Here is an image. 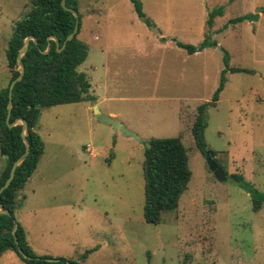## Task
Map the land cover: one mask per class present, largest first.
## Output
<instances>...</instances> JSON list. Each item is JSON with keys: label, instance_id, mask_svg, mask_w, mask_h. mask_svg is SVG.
Instances as JSON below:
<instances>
[{"label": "rangeland", "instance_id": "374dc122", "mask_svg": "<svg viewBox=\"0 0 264 264\" xmlns=\"http://www.w3.org/2000/svg\"><path fill=\"white\" fill-rule=\"evenodd\" d=\"M140 1L160 28L164 38L159 41V29L138 17L131 0H78V38L89 50L77 71L97 87L107 83L108 91L135 96L110 106L119 113L114 119H122L138 139L98 120L94 106L86 108L90 101L42 108L35 129L44 153L17 196V217L28 242L37 255L81 264H264V204L253 210L251 190L231 177L242 175L264 192V10L256 11L264 0ZM29 7V0H0V89L9 81L6 49L14 23ZM220 7L211 28L217 46L188 54L170 41L199 45L208 12ZM244 13L255 19L228 23ZM102 43L121 44L125 57L134 52L129 46H140L137 59L152 70L151 77L103 75L93 67L101 64ZM225 52L230 67L251 72H228L214 103ZM203 103L205 139L217 151L226 180L209 170L191 134ZM175 136L187 148L192 176L177 207L163 212L159 223H148L143 218L144 148L151 138ZM4 164L0 155V172ZM86 250L91 251L83 260ZM0 264L26 263L7 250Z\"/></svg>", "mask_w": 264, "mask_h": 264}, {"label": "trees", "instance_id": "16d2710c", "mask_svg": "<svg viewBox=\"0 0 264 264\" xmlns=\"http://www.w3.org/2000/svg\"><path fill=\"white\" fill-rule=\"evenodd\" d=\"M140 19L154 29V22L146 16L140 0H131ZM30 7L22 18L13 26L12 35L6 49L7 66L10 71L8 84L0 89V155L5 158V164L0 172V187L9 175L13 162L25 151V143L21 137V124L9 127L6 122L8 86L11 80L19 74L16 61L18 52L27 36L36 38V43L30 40L27 51L21 56L25 70L22 78L12 89V102L9 122L23 118L27 122L25 138L29 143V152L25 159L16 167L14 177L9 186L0 194V203L10 211L11 215L0 213V255L12 250L26 264H81L63 257H47L37 255L31 248L26 232L16 217L19 209L18 193L24 188L28 179L36 170L38 162L44 153V142L35 126L42 108L54 105L90 101V83L83 72L77 67L84 62L88 54V44L78 38L81 28V14L78 0H65V5L79 14L78 32L65 42L75 25L74 15L61 6V0H29ZM222 14V8L208 12L207 30L199 45L193 46L173 39L175 44L188 54L201 51L206 47L217 46L212 39L211 28L214 18ZM255 15L248 13L229 20L228 23H240L244 20H254ZM54 36L56 41L50 37ZM65 46L62 48V44ZM49 49L46 53L42 51ZM59 49V50H58ZM228 54L224 53V68L220 72L219 85L212 95L211 101L216 102L226 83L228 72H251L246 68L230 67ZM206 104L197 106L196 115L191 125V134L196 147L205 155L212 152L215 158L217 151L211 149L205 139ZM142 164L144 179L143 218L146 222L157 224L162 213L174 209L181 195L186 191L192 172L188 166L187 148L180 136L151 138L144 148ZM240 186L251 190L253 210H259L264 204V192L252 188L242 175H231ZM18 222L17 229L11 232L13 220ZM20 250L22 252H20ZM91 250H86L84 260ZM26 255L27 257H25ZM48 258L57 259L48 260Z\"/></svg>", "mask_w": 264, "mask_h": 264}, {"label": "crops", "instance_id": "0c3cea01", "mask_svg": "<svg viewBox=\"0 0 264 264\" xmlns=\"http://www.w3.org/2000/svg\"><path fill=\"white\" fill-rule=\"evenodd\" d=\"M245 14H248V13H244L243 15H245ZM90 17L91 16L89 15L86 18L88 19ZM154 24H155L156 29L157 28L159 29L158 34L155 37V41H159L160 39H162L164 37L161 35L160 28L157 26V24L155 22H154ZM163 35H165V34H163ZM170 41L174 42L173 38H170ZM160 43L162 45H167V44H169L171 42L167 41V42L163 43V42L160 41L159 44ZM174 44H175V42H174ZM129 47H131V48L133 47V51L134 52L129 54V55H126V57H125L123 54H121V49H124V46H121V44H117L115 46H110V44H108V43H105V44L102 43V45H101V64L99 66H93V67L102 69L101 71H102L103 75H106V76L108 74H111L112 72L116 76H119V74L121 72L130 73L131 75L137 74L139 72L140 74H146L147 73L148 75L147 74L146 75L148 76V78H150L151 77L150 73L152 72V70L147 65L142 64L139 59H137L138 57H141V50H140L141 47L138 46V45L129 46ZM112 48H115L117 50V54L110 55V49H112ZM108 54H109V56H108ZM124 58H126L127 61H125ZM126 68L129 70V72H127L125 70ZM7 70L9 72V79H10V71H9L8 66H7ZM168 73H172V71H168ZM87 79H88V81L90 83V87L91 86H95L97 88V89L92 88L93 90H91V89L89 90L91 96L94 99L90 100L91 104L86 107L87 110H92V107L96 106L101 113L106 114L108 116H111L112 118H119L118 117L119 116L118 111L116 109H114V108H111V106H110L111 104L110 103L114 102V101H123V100H126V99L135 98V96H129V95H126V94L122 93V90H111V91H108L106 89V87L108 86L107 83L104 84L102 88L101 87H97V85H93L90 82L91 81L90 77H87ZM96 90H98V91H96ZM103 108H105V109H103ZM118 120H119V122L123 123L122 119H118ZM84 149H85V151H87L89 153L90 156H92V157L95 156V153L93 152V150L89 146H85ZM38 164H39V162H38ZM37 167H38V165H37ZM36 170H37V168H36ZM20 207H21V204H20ZM20 207H19V209L16 212V217H17L18 211L20 210ZM17 219H18V221H20V218L17 217ZM26 237H27V234H26Z\"/></svg>", "mask_w": 264, "mask_h": 264}, {"label": "water", "instance_id": "95a60500", "mask_svg": "<svg viewBox=\"0 0 264 264\" xmlns=\"http://www.w3.org/2000/svg\"><path fill=\"white\" fill-rule=\"evenodd\" d=\"M61 6L65 10L71 12L74 15V17H75L74 28H73L72 32L67 35L66 40H65V42H66V41L72 39L74 37V35L78 32L79 14H78V11H76V10L70 8V7H67L65 5V0H61ZM263 10H264V6L258 8L256 11L257 12H262ZM50 38L56 41V38L54 36H51ZM30 40H32V41H34V43H36V38L35 37L27 36L25 38L24 44L20 48V50L18 52V55H17V58H16V61H17V64H18V68L17 69L19 71V74H18V76L16 78L11 80V82L9 83V86H8V103H7V115H6V122H7L9 127H12V126H14L16 124H21V126H22L21 137L23 138V141L25 143V147L26 148H25L24 153L21 156H19L13 162V164H12V166L10 168L9 175H8L7 179L5 180L3 185L0 187V194H1V192L4 189H6L9 186L12 178L14 177V173H15L16 167L25 159V157L27 156V154L29 152V143H28L27 139L25 138V135L27 133V122H26V120L23 119V118H18L17 120H15L13 122H9V116H10V109H11V102H12V89H13L15 83L22 78L24 70H25L24 64H23V62L21 60V56L27 51L28 44H29ZM65 42L62 44V48L65 46ZM56 45L58 46L57 41H56ZM48 49H49V46L46 48V50H44L42 52L46 53L48 51ZM93 110H94V113L96 114L98 120H100L102 122H105V123H110V124L113 125L115 130L119 129L125 135L132 136V137L138 139L137 134H135L134 132L128 130L122 123L116 121L111 116H108L106 114L101 113L96 106H94ZM204 156L206 158V162H207L208 168H209L210 171L213 172L214 176L218 180H226V174H225L224 170L221 167H219V165L217 164L216 160L212 156V152H206ZM0 213H4V214L9 215V216L11 215L10 211L8 209H6L1 203H0ZM17 225H18V222L14 219L13 220V225H12V228H11V232L12 233H14L15 230L17 229ZM20 252H22V251L20 250ZM24 256L27 257L26 255H24ZM48 260H55L56 261L57 259L48 258Z\"/></svg>", "mask_w": 264, "mask_h": 264}]
</instances>
